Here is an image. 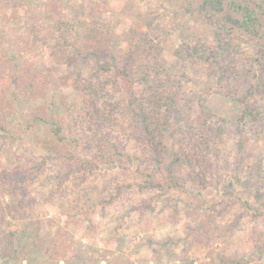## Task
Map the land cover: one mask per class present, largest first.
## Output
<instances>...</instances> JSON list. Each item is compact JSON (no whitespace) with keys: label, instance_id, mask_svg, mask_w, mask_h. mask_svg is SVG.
Returning a JSON list of instances; mask_svg holds the SVG:
<instances>
[{"label":"rangeland","instance_id":"rangeland-1","mask_svg":"<svg viewBox=\"0 0 264 264\" xmlns=\"http://www.w3.org/2000/svg\"><path fill=\"white\" fill-rule=\"evenodd\" d=\"M87 2L99 5L98 20L118 34L119 54L126 53L124 34L130 27L145 31L146 14L153 19V30L160 29L165 36L163 58L169 65L174 63L173 52L180 44L181 33L212 43L209 30L180 11L177 1L0 0V89L7 128L0 131V173L17 165L26 168L31 157L53 159L39 178L27 185L34 199L26 211L28 216H8V229L19 232L18 259L0 257V264H264V255L259 250L254 252L252 241L254 233L259 234V244L264 248V219L254 223L256 231L247 217L237 227L231 215L225 221L216 219L209 205L214 202L213 195L221 193H209L208 204L198 207L192 194L197 185L192 180L184 190L141 195L136 166L128 163L103 165L91 174L85 169V174L76 176L88 180L76 188L75 176L66 183L58 178L66 165L54 160L58 150L87 151L84 158L89 161L99 152L97 146L88 150L92 139L85 134L81 139L83 130L73 126L76 121L71 110L81 105V97L67 75V67L58 62L62 48L58 22L61 18L70 20L74 35L82 36L89 28L87 19L81 16ZM240 39L248 52L252 40ZM21 66L46 77L42 90L28 96L13 83L22 74ZM88 73L86 69L84 75ZM195 73L196 84L190 83L185 89L204 94L216 88L215 79L208 77L204 66H197ZM108 76L122 91L140 92L135 79L128 82L114 72ZM206 106L212 114L232 122L243 110L239 103L213 93ZM195 116L193 112L187 114L182 127L191 129ZM54 128L61 129V140ZM225 138L222 149L240 168L241 182L234 186L236 195L251 201L258 195L264 198V179H252L246 171L256 165L264 171V132L257 139L245 135L238 140L243 146ZM161 178L166 179L165 175ZM150 195L160 199L152 201L150 208L138 210L136 207ZM33 237L39 241L32 242ZM49 239L55 241L52 253L45 252Z\"/></svg>","mask_w":264,"mask_h":264},{"label":"trees","instance_id":"trees-1","mask_svg":"<svg viewBox=\"0 0 264 264\" xmlns=\"http://www.w3.org/2000/svg\"><path fill=\"white\" fill-rule=\"evenodd\" d=\"M168 1H177L179 10L203 24L212 38V43H207L200 36L181 33L171 65L163 58L165 36L160 29L153 30L149 14L144 16L145 31L130 27L124 34L125 54L116 52L118 34L98 20V4L87 2L84 7L81 16L87 19L89 28L80 37L74 35L70 20H59L62 48L58 62L67 67V75L81 97V105L71 110L76 121L73 126L83 130L81 139L83 134L92 139L90 148H86L97 146L99 152L89 161L84 158L87 151L79 154L58 150L54 160L66 164L58 178L66 183L75 176L76 188L88 180L86 176H76L85 174V169L91 174L103 165L128 163L136 166L135 175L140 179L137 190L141 195L184 190L192 180L197 185L192 194L198 207L208 204L209 193L220 192L213 195L211 202H214L209 205L213 216L223 221L231 215L234 227L247 217L255 230L254 223L264 219V198L257 194L258 198L251 201L236 195L234 186L241 182L240 168L230 161L231 155L222 149L221 141L226 137L239 144L238 140L245 135L257 139L264 132V0ZM240 38L252 40L248 52L242 48ZM197 66H204L208 77L215 79L216 88L212 92L198 94L185 89L190 83L196 84ZM21 69L22 74L13 79L21 92L30 96L42 90L46 77L32 68L21 66ZM86 69H89L87 76ZM111 72L128 82L135 79L140 92L122 91L118 82L108 76ZM211 93L239 103L243 107L240 117L232 122L212 114L206 106ZM1 99L0 89V131L6 132ZM192 112L196 113L194 126L183 128V119ZM53 132L62 139L60 128H54ZM74 143L78 144L76 138ZM52 160L31 157L26 168L17 165L1 171V258L18 259L19 232L8 229V216L13 213L28 216L26 211L34 199L29 196L27 185L37 180ZM246 171L252 179H264L260 165ZM158 199L150 195L136 208H150L151 202ZM254 235V252L259 250L264 255L259 244L261 237ZM31 241L36 243L39 239L33 237ZM54 242L46 240L45 252L52 253Z\"/></svg>","mask_w":264,"mask_h":264}]
</instances>
